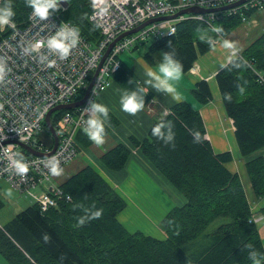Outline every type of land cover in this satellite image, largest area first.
I'll return each mask as SVG.
<instances>
[{
    "label": "trees",
    "instance_id": "16d2710c",
    "mask_svg": "<svg viewBox=\"0 0 264 264\" xmlns=\"http://www.w3.org/2000/svg\"><path fill=\"white\" fill-rule=\"evenodd\" d=\"M66 1L68 7L59 5L55 13L78 28L86 41L97 43L101 40L98 27L90 20L91 0ZM9 2L15 12L12 22L23 24L32 9L26 6L25 0H3L1 7ZM227 11L215 14L214 27H222L228 40L236 44L231 33L244 22L240 16H229ZM255 13L258 12L247 13L248 23ZM199 27L203 34L213 37L212 27L207 24L182 21L177 23L176 35L143 43L148 45L143 58L153 63L155 54L162 55L174 49L183 65V73H188L200 56L212 50L199 39L196 33ZM245 60L249 67H234L235 63ZM261 74L264 75V31L216 74L226 114L234 123L236 140L244 156L264 148ZM111 78L124 91L135 90L138 84L142 87L123 60ZM237 85L245 88L243 95ZM194 94L202 103L213 98L206 80L196 83ZM229 94L231 101L225 98ZM152 99V94L145 93V107ZM65 112L53 118V125ZM161 121L173 125L175 139L171 144L166 145L152 135V128ZM106 123L116 128L120 121L108 113ZM108 125L105 124L106 135L110 132ZM44 128L48 129L46 125ZM152 128L144 140L131 136L130 143L186 200L183 206L173 208L163 219L161 224L166 239L128 232L118 220L127 207L125 200L93 167L84 165L58 184L71 201H59L57 207L48 211H42L33 203L0 228V254L8 264H253L249 259L250 251L257 252L264 264V243L251 205L240 176L227 166L233 155L231 152L215 153L206 139L200 111L187 102L178 103L166 116L157 119ZM193 131L200 133V142H194ZM79 140L83 145L80 149L93 147L97 150V145L85 133H79ZM96 154L101 163L114 172L123 170L131 156L130 149L123 143H113L105 152L97 151ZM246 168L256 197L264 198V157L249 160ZM4 206L0 199V210ZM99 209H103L99 219L76 226L78 217L90 216L92 211ZM247 245L252 248L248 249Z\"/></svg>",
    "mask_w": 264,
    "mask_h": 264
},
{
    "label": "built area",
    "instance_id": "2783aa9c",
    "mask_svg": "<svg viewBox=\"0 0 264 264\" xmlns=\"http://www.w3.org/2000/svg\"><path fill=\"white\" fill-rule=\"evenodd\" d=\"M241 1L91 0L90 20L98 27L102 38L94 45L79 33L77 46L65 60L49 54L46 47L47 38L61 26L74 27L64 21L60 14L52 13L47 21H41L31 11L23 24L12 22L0 26V62L6 69L4 80L0 82V105L3 106L0 108V183L8 184L25 195L37 203L42 211L57 207L59 201H71V197L53 183L44 162L55 157L64 170L81 155L78 135L80 132L85 133L83 129L88 119L84 109L112 85L111 74L119 70L122 55L131 53L150 40L176 35L177 23L182 21H200L214 27L217 12L190 13L175 19L153 22L118 40L99 70L87 103L73 110L52 114L53 120L60 112L67 111L53 125L59 138L56 151L50 156H36L21 144L42 153L52 151L53 145L48 146L36 139L46 125L47 115L57 106L74 103L84 97L107 50L122 35L148 21L169 18L186 9H216ZM251 11L263 12L264 0H246L227 12L229 16H240L244 23H248L250 19L247 13ZM41 40L45 47L38 52L25 53V48ZM41 56H47V60L42 62ZM52 60L56 63L50 67L49 62ZM192 71L195 72V69ZM259 81L264 84L263 74L259 75ZM81 94L82 97L78 98ZM19 155L29 164L25 177L15 174L12 168L13 160L18 159Z\"/></svg>",
    "mask_w": 264,
    "mask_h": 264
},
{
    "label": "crops",
    "instance_id": "0c3cea01",
    "mask_svg": "<svg viewBox=\"0 0 264 264\" xmlns=\"http://www.w3.org/2000/svg\"><path fill=\"white\" fill-rule=\"evenodd\" d=\"M251 23L255 25L253 19H251ZM245 41L247 45L248 37L245 38ZM241 48L240 52L236 49V56L233 57L231 56V50L222 47L221 41L216 45L215 50L200 56L194 64L195 72L191 70L188 73H183L182 78L174 82L179 99H174L173 94L157 92L145 83L148 79L146 72L157 70L161 55L155 54L154 62L150 63L139 55V48H136L128 53V56L122 57V60L132 69L142 87L146 89V93L153 95L151 102L135 116L125 113L121 110L120 104L124 90L112 78V85L97 98L96 103L105 105L108 108V113L114 115L120 121V124L116 128H112L105 122L110 132L106 135L105 143L97 146L96 151L105 152L113 143H123L130 149L131 156L126 167L118 172L107 169L99 160L98 155L93 152V147L82 149L84 151L82 157L87 158V165L93 167L125 200L127 207L118 216V220L131 234L141 232L146 236L160 240L166 239V234L163 231L161 237L155 234L157 230L160 232L159 224L173 208L181 207L186 202L185 197L165 179L142 152L130 143L131 136L141 141L144 140L159 115L162 113L167 114L173 106L181 102H187L194 109L200 111L206 127V139L210 141L215 153H232L233 160L227 166L230 171L240 176L259 231L261 232L264 229V198L258 199L256 197L246 168L249 160L258 156L264 157V148L248 156L240 153L235 136L236 129L233 121L226 114L216 79V74L227 66L232 59L241 54L245 46L243 45ZM201 80H206L209 83L212 92L213 98L208 103H202L194 94L195 85ZM79 143L83 147L80 140ZM154 185H158L163 191L154 189ZM173 196L178 200L177 206H171L168 202L173 201ZM165 207H167L166 210H164ZM15 216L16 214L12 215L6 224ZM150 221L155 222L151 223ZM6 224H1L0 228H3Z\"/></svg>",
    "mask_w": 264,
    "mask_h": 264
},
{
    "label": "clouds",
    "instance_id": "9594fccd",
    "mask_svg": "<svg viewBox=\"0 0 264 264\" xmlns=\"http://www.w3.org/2000/svg\"><path fill=\"white\" fill-rule=\"evenodd\" d=\"M26 6L30 7L33 11V15L38 17L41 21H47L52 13L59 11L60 0H25ZM15 12L13 11L11 3H6L5 6L0 7V26H7L12 23V18ZM199 31V30H198ZM211 31L217 34V38H213L207 33L201 34L199 39L206 42L212 50H215L216 45L222 41V47L231 50V56H236V44L224 39V29L222 27H212ZM79 42V29L67 25L61 26L55 34H52L47 38L46 47L49 54L58 56L60 60H65L71 54V50L77 46ZM45 47L43 40L37 41L31 45L30 48H25V53L38 52L39 49ZM171 47V45H169ZM176 51L173 49L169 52H163L161 55V61L158 63L157 70L154 72L148 70L146 76L148 79L145 83L157 92L164 94H173L174 99H179V94L176 92L174 82L179 81L183 74V65L176 58ZM231 59V57H230ZM47 60V56H41V61ZM56 61L49 62V66L55 65ZM250 65L245 60L242 63H235V68L249 67ZM6 74L5 66L0 62V82H3ZM238 91L241 95L245 93V88L237 85ZM145 93L144 87L137 85L135 90H125L121 96L120 104L121 110L125 113L135 116L145 108ZM225 98L231 101V95H226ZM3 106L0 105V108ZM84 112L88 114V119L85 120V128L83 129L88 138L97 146H101L105 143V122L108 120V108L105 105L89 102V106L84 109ZM173 125L171 122H159L152 128V135L159 140H162L166 145L171 144L175 139L173 132ZM194 142H200L201 135L198 131L192 133ZM45 167L49 170L52 176H60L63 169L60 167V161L52 157L46 160ZM12 168L15 174L25 177L29 171V164L25 161L22 155L18 156V159L13 160ZM5 195L11 196V190H8ZM103 209L92 211L90 216L85 215L77 218V227H82L90 220L99 219L102 216ZM251 249V245L246 246ZM258 253L255 251L249 252V259L253 261V264H261V260L258 259Z\"/></svg>",
    "mask_w": 264,
    "mask_h": 264
},
{
    "label": "rangeland",
    "instance_id": "374dc122",
    "mask_svg": "<svg viewBox=\"0 0 264 264\" xmlns=\"http://www.w3.org/2000/svg\"><path fill=\"white\" fill-rule=\"evenodd\" d=\"M2 1L3 0L0 1V7H1ZM221 8H224V7H221ZM216 9H220V8H216ZM209 10H215V9H209ZM216 12H220V11H216ZM216 12H214V13H216ZM252 16H250V17L255 21V25L252 23H244L241 25L238 24V27L235 29V31H233L231 33V38L235 39L237 41L236 49L239 52L241 49L240 45L243 44L246 47L251 41H254V39H256L264 31V12H258ZM223 23L228 25L226 22H223ZM198 30L199 31L196 32V33H199L198 36L203 34V30L201 27H199ZM224 33H226V31ZM210 34H213V38H217V34L215 35L212 31H210ZM246 37H248V41H247L248 44L247 45H246V41H245ZM224 38L228 40V35H224ZM229 41H231V40H229ZM93 44L95 45L96 43H93ZM147 46L141 45L139 47V55L142 56V54L145 53V51L147 50ZM127 54L128 53L123 54L122 57L124 58V57L128 56ZM99 96H100V94L98 96H96L94 103H96V100ZM81 97H82V94L78 96V98H81ZM163 116H166V113L160 114L157 119H160V117H163ZM36 139L38 141L45 143L46 145H49V146L53 145V138H52L50 132L48 131V129H46V128H43L39 132V135ZM92 150L95 153L97 152L95 150V148H93ZM83 154H84V151H82L81 155L78 158H76V160H74L72 163L68 164L64 168V170L60 176H52L53 183H55V185H58L64 179H66L67 176L75 173L76 171L81 169L84 165L88 164V162L86 161L87 158L82 157ZM98 158H99V156H98ZM94 166H96V165L94 164ZM155 188L158 190L160 189L159 191H161V192L163 191V189L160 188L158 185H154V189ZM8 190H11V192H12L11 196L5 195V193ZM173 193H175V192L173 191ZM0 199L5 204L4 209H2L0 211V225L6 224V222L11 218L12 215H14V214L17 215L18 213L25 210L27 207H29L30 205H32L34 203V201L27 198L25 195L20 194L15 189H13L12 187H10L8 184H5V183H0ZM168 202L171 204V206H177L178 205V200L175 198V196H173V201H171V202L168 201ZM166 208L167 207H165L164 210H166ZM143 221H146V220H143ZM150 222L154 223L155 221H150ZM159 226H160V232L157 230L155 234H157L161 237L163 235V234H161V232L163 231L162 224H159ZM260 234H261L262 241L264 243V229L261 230ZM0 264H8V262L5 260V258H3V256L1 254H0Z\"/></svg>",
    "mask_w": 264,
    "mask_h": 264
},
{
    "label": "water",
    "instance_id": "95a60500",
    "mask_svg": "<svg viewBox=\"0 0 264 264\" xmlns=\"http://www.w3.org/2000/svg\"><path fill=\"white\" fill-rule=\"evenodd\" d=\"M245 1H246V0H243V1H241V2H239V3H237V4H235V5H231V6H227V7H224V8L215 9V10H203V9H195V8L186 9V10H183V11L179 12L178 14H176V15H174V16H172V17H169V18H158V19H154V20L148 21V22L144 23L143 25H141L140 27L136 28L135 30H133V31H131V32H129V33H126V34L122 35V36L119 37V38H118V39H117V40H116V41H115V42L109 47V49L107 50V52H106L104 58L102 59V61H101V63H100V66H99V68L97 69V71H96V73H95V75H94V77H93V79H92V81H91L89 87H88L87 90L85 91L84 97H83L80 101H77V102H74V103H70V104H67V105H60V106H57L56 108L52 109V110L49 112V114L47 115V117H46V126H47L49 132L51 133V135H52V137H53V141H54L52 151L49 152V153H42V152H38V151H36V150H34V149H32V148L26 146V145H22V144H21V146H22L23 148L27 149L29 152H31L32 154H34V155H36V156H50V155H52V154L56 151V149H57V147H58V139H59V138H58V135H57V133H56V131H55V128H54V126H53V123H52V119H51L52 114H53L54 112L61 111V110H73V109L78 108V107H80V106H82V105H84V104L87 103V101H88V99H89V96H90V94H91V91H92V89H93V87H94V82H95V80H96V77H97V75L99 74V70H100L101 66L103 65V63H104L106 57L109 55V53H110L112 47L114 46V44H115L118 40H120L121 38H123L124 36H126V35H130V34H134V33L138 32L140 29L144 28L145 26H147V25H149V24H151V23H153V22H158V21L167 20V19H175V18H177L178 16H181V15H184V14H189V13H192V14H206V13H214V12H216V11H225V10H229V9H231V8L237 7V6L241 5L242 3H244ZM60 4H61V6H62L63 8H65V9H66V8L68 7V5H69L68 2H67L66 0H60Z\"/></svg>",
    "mask_w": 264,
    "mask_h": 264
}]
</instances>
